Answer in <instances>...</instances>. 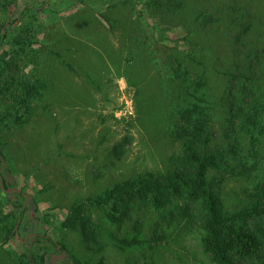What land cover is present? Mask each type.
I'll use <instances>...</instances> for the list:
<instances>
[{
	"label": "rangeland",
	"instance_id": "1",
	"mask_svg": "<svg viewBox=\"0 0 264 264\" xmlns=\"http://www.w3.org/2000/svg\"><path fill=\"white\" fill-rule=\"evenodd\" d=\"M159 1L6 0V11L0 7L2 37L3 27L13 22L17 11L28 4L34 6L8 32L11 37L19 28L28 27L32 34L24 31L23 35L32 38L33 44L4 43L0 50L6 60L13 59L9 66L0 61V174L8 188L19 190L4 191L0 184V218L19 211L15 193L23 192L25 213L20 230L25 238L33 232H47L84 259L89 254L80 233L62 227L73 203L126 177L169 167V157L178 147L161 124L167 113L160 108L158 80L175 66L172 47L181 51L189 47L182 39L186 29L165 19ZM196 2L200 8L213 7L210 11L220 16L228 2L240 8L246 5L257 18L264 17V0H186L180 15L188 26L193 24ZM114 20L118 24L112 28ZM256 26L261 29L246 36L251 37V45L257 38L254 35H264V23L259 21ZM222 28L223 24L214 35L198 32L197 38L203 46L216 43L203 55L227 69L234 67L236 44L226 39ZM129 35L144 47L133 64L128 60ZM146 56L152 61L145 67ZM45 82L40 97L26 89L27 84ZM218 118L217 128L224 134L222 112ZM177 122L173 117L167 128ZM244 184L252 191L248 182L231 181L225 188L227 196L236 192L245 199ZM147 219L145 234L150 237L154 223L162 218L149 212ZM8 222L18 223L13 215ZM126 226L130 228L131 223ZM170 226L167 237L158 243L131 252L111 248L95 253L91 264H201L205 256L198 240L184 232L178 236V229ZM250 226L264 239V211L250 220ZM19 238L0 245V264H14L29 250L31 244L23 246L27 238L22 242ZM51 260V264L61 260L75 264L66 253H56ZM236 264H264V249L249 259L237 255Z\"/></svg>",
	"mask_w": 264,
	"mask_h": 264
},
{
	"label": "trees",
	"instance_id": "2",
	"mask_svg": "<svg viewBox=\"0 0 264 264\" xmlns=\"http://www.w3.org/2000/svg\"><path fill=\"white\" fill-rule=\"evenodd\" d=\"M5 2L0 0V7L6 11ZM195 4L196 15L190 26L180 15L186 9V0H160L158 5L166 20L172 19L175 25L186 29L182 39L189 47L187 51L172 47L175 66L166 73L167 77L158 80L160 108L167 113V119H160L161 124L178 147L169 157V167L126 177L97 195L73 203L62 227L80 233L89 254L84 259L47 232H33L26 239L20 230L25 198L23 192H16L19 211H10L0 218V245L7 244L12 237H20V242L26 239V248L31 245L14 264H51V256L56 253L70 254L75 264H91L95 253L111 248L131 252L158 243L167 237L170 225L172 230L178 229V236L184 232L198 240L205 256L201 264H236L237 255L249 259L264 249V239L250 226V220L264 211V35H254V45L250 44L251 37H246L261 29L256 25L259 21L264 23V17L257 18L247 11L246 5L240 8L224 2L220 16L210 11L213 7L200 8V2ZM33 10L34 6L28 4L16 12L12 23H6L0 36V50L4 43L33 44L32 38L23 35L24 31L32 34L28 27L19 28L11 37L8 33ZM103 17L111 20L105 14ZM117 24L114 20L111 27ZM221 24L222 34L236 44L231 63L234 67L227 69L215 66L206 56L208 48H214L216 43L203 46L197 38L198 32L214 35ZM129 36L132 48L128 60L133 64L144 47L137 37ZM2 55L0 61L9 66L13 59L6 60ZM146 59L145 67L152 61L149 56ZM131 78L129 81L135 85ZM5 84L8 86L9 82ZM46 86L47 82L30 83L26 89L40 97ZM221 112L220 128L224 134L217 128ZM173 117L178 122L167 128ZM231 181L248 182L252 191L244 184L245 199L241 200L236 192L227 196L225 188ZM149 212L157 213L162 221L155 222L152 235L146 237ZM12 215L15 223L21 220L18 231L15 224L8 222ZM127 223H131L128 229Z\"/></svg>",
	"mask_w": 264,
	"mask_h": 264
},
{
	"label": "water",
	"instance_id": "3",
	"mask_svg": "<svg viewBox=\"0 0 264 264\" xmlns=\"http://www.w3.org/2000/svg\"><path fill=\"white\" fill-rule=\"evenodd\" d=\"M0 184H1V188L4 190V191H9V190H15V191H19L18 189L16 188H5V181H4V178L2 177V175L0 174ZM24 206L25 204L23 205V209H24ZM19 222H20V219L18 221V223L16 224V229L18 231V227H19ZM64 256V254H63Z\"/></svg>",
	"mask_w": 264,
	"mask_h": 264
}]
</instances>
